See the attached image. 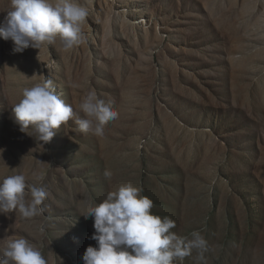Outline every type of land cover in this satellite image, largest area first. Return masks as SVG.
Returning <instances> with one entry per match:
<instances>
[{
    "label": "rangeland",
    "instance_id": "obj_1",
    "mask_svg": "<svg viewBox=\"0 0 264 264\" xmlns=\"http://www.w3.org/2000/svg\"><path fill=\"white\" fill-rule=\"evenodd\" d=\"M80 2L87 39L71 51L14 54L0 37V181L23 174L26 192L47 193L42 215L0 214V256L25 238L46 264H83L96 242L82 214L131 183L171 231L202 230L206 264H264V0ZM9 8L0 0V25ZM47 79L76 116L95 91L118 119L102 136L69 120L37 145L11 107Z\"/></svg>",
    "mask_w": 264,
    "mask_h": 264
},
{
    "label": "clouds",
    "instance_id": "obj_2",
    "mask_svg": "<svg viewBox=\"0 0 264 264\" xmlns=\"http://www.w3.org/2000/svg\"><path fill=\"white\" fill-rule=\"evenodd\" d=\"M89 15L88 6L80 0H10L0 25V37L13 43L14 54L57 43L67 52L86 41L83 29ZM110 103L90 91L79 105L84 114L80 118L56 93L52 80L47 79L23 88L11 112L20 132L44 146L69 120H74L82 133L102 136L105 125L119 116ZM104 175L110 180L112 172L106 169ZM141 192L131 183L121 185L82 214L84 219L93 220L90 239L96 242L86 248L83 264H183L193 252L196 264H206L209 244L202 230L179 236L171 231L176 222L153 214V200ZM28 195L31 199L26 202ZM46 196L42 186H32L26 192L25 175L7 176L0 181V214L17 212L25 219L42 215L41 205ZM0 264H46V260L27 239L19 238L10 240L2 250Z\"/></svg>",
    "mask_w": 264,
    "mask_h": 264
}]
</instances>
